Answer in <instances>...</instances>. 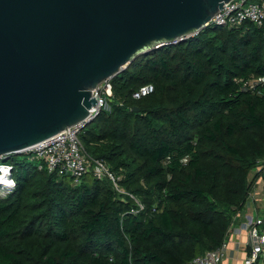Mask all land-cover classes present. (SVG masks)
<instances>
[{"label": "trees", "instance_id": "1", "mask_svg": "<svg viewBox=\"0 0 264 264\" xmlns=\"http://www.w3.org/2000/svg\"><path fill=\"white\" fill-rule=\"evenodd\" d=\"M254 78L264 79V26L250 20L138 56L110 79V109L80 132L126 193L93 172L77 184L39 170L32 154L0 159L15 182L0 194V264H186L220 247L258 166L264 190Z\"/></svg>", "mask_w": 264, "mask_h": 264}, {"label": "water", "instance_id": "2", "mask_svg": "<svg viewBox=\"0 0 264 264\" xmlns=\"http://www.w3.org/2000/svg\"><path fill=\"white\" fill-rule=\"evenodd\" d=\"M229 1L0 0V159L91 123L99 85Z\"/></svg>", "mask_w": 264, "mask_h": 264}, {"label": "built area", "instance_id": "3", "mask_svg": "<svg viewBox=\"0 0 264 264\" xmlns=\"http://www.w3.org/2000/svg\"><path fill=\"white\" fill-rule=\"evenodd\" d=\"M246 20L254 22L258 26H264V1L254 2L251 0H231L225 3L224 7L212 19L211 24L219 26L239 25ZM264 79L254 78L245 87L256 89L257 86L263 85ZM152 90V86H146L141 89V93L145 94ZM94 95L98 99L97 108L91 112L90 118H96L101 108H104L110 96H112V85L110 79L104 81L97 89L94 90ZM139 97L140 94L136 93ZM86 126L85 122L74 125L52 136L51 138L27 149L37 161L39 170H46L49 173L65 175L71 177L75 183L80 184L85 175L93 172L99 178H108L113 182L117 191H120L118 179L111 171L110 167L102 160L90 156L80 138L81 129ZM25 151V152H26ZM7 170L6 182L0 186L6 191L14 188L15 182L11 176L12 166L9 164L0 163V172L5 174L3 170ZM262 166H258L252 172V189L245 206L251 205L254 208V213L247 216L246 219L235 225L238 217L234 221L228 231V235L233 232L241 233L242 230L247 231L248 242L246 245L247 254L243 264H253L257 260L264 263V190H255L253 183L256 178V172L260 171ZM5 170V171H6ZM131 197L136 201L140 209L144 208L142 202L131 194ZM227 252V237L223 244L214 250H208L205 253L196 256L186 264H221Z\"/></svg>", "mask_w": 264, "mask_h": 264}, {"label": "crops", "instance_id": "4", "mask_svg": "<svg viewBox=\"0 0 264 264\" xmlns=\"http://www.w3.org/2000/svg\"><path fill=\"white\" fill-rule=\"evenodd\" d=\"M263 182L261 179H255L253 188L258 191H262ZM254 213V208L249 205L245 206L243 210L238 213L237 226L240 222L244 221L247 216ZM248 242L247 231L242 230L241 233L233 232L227 236V252L222 260L221 264H243L244 258L247 254L246 245Z\"/></svg>", "mask_w": 264, "mask_h": 264}, {"label": "rangeland", "instance_id": "5", "mask_svg": "<svg viewBox=\"0 0 264 264\" xmlns=\"http://www.w3.org/2000/svg\"><path fill=\"white\" fill-rule=\"evenodd\" d=\"M105 109H107V110H109L110 109V105H109V103L107 102V104L105 105V107H104ZM24 153H26V154H30L28 151H26V152H24ZM23 153V154H24ZM20 156H22V155H20ZM0 177H1V175H0ZM118 192H120V193H126V191H125V189L124 188H122V187H120V191H118ZM6 193V190L5 189H2V188H0V194L1 195H3V194H5Z\"/></svg>", "mask_w": 264, "mask_h": 264}, {"label": "bare ground", "instance_id": "6", "mask_svg": "<svg viewBox=\"0 0 264 264\" xmlns=\"http://www.w3.org/2000/svg\"><path fill=\"white\" fill-rule=\"evenodd\" d=\"M4 169L6 170V168H4ZM5 170H3L5 174H3V173L0 172V175H1V177H0V184L1 183H5L6 180H7L6 179V177H7V170L6 171Z\"/></svg>", "mask_w": 264, "mask_h": 264}]
</instances>
